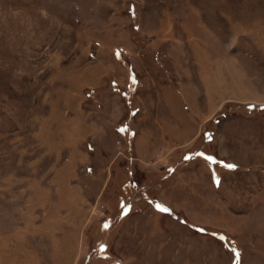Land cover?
Masks as SVG:
<instances>
[{"label":"rangeland","instance_id":"374dc122","mask_svg":"<svg viewBox=\"0 0 264 264\" xmlns=\"http://www.w3.org/2000/svg\"><path fill=\"white\" fill-rule=\"evenodd\" d=\"M0 264H264V0H0Z\"/></svg>","mask_w":264,"mask_h":264},{"label":"crops","instance_id":"0c3cea01","mask_svg":"<svg viewBox=\"0 0 264 264\" xmlns=\"http://www.w3.org/2000/svg\"><path fill=\"white\" fill-rule=\"evenodd\" d=\"M171 97H172V101H176V98H174L173 95H171ZM179 119L182 120L181 117ZM190 125H192V124L191 123H188V127H190ZM160 129L163 130L162 131L163 135L161 134V138L164 139V140H166L165 139V136H164V133H166V131H167L168 140L171 141L172 140V134H173L171 127L170 126L168 127V125H166V127H165V125L163 124V125L160 126ZM190 139H191V137H188V140H190ZM188 140H187V142H188ZM135 145H136V147H135L134 150H136L137 156H139V157L142 156V154L145 151L155 150V148H154L155 146L154 145L153 146L150 145V138H149V135L147 133H144L143 135H139L138 138H137V142H136ZM197 160H199V159H197ZM201 162L202 163H205V165H206V162H203L202 160H201ZM195 168L197 169V167H195ZM180 169L177 170L180 173L174 175V177H173V179H172V181H171L170 184H168L166 182V180H165L163 182V184H162L161 187H162V189L164 187L163 191L166 192V196H167V193L173 195L174 197H175V195H178L179 194L178 203H176L175 205H173V204H171V205H172V208L173 209H176L178 207H181V210H183L184 209L183 208L184 206L182 207L181 205H184V203H185V200L184 199H186L188 201V198H189V196L188 195H185V194L186 193L187 194H190L192 192V191L189 190V187L195 190V188L199 184H203L204 178L202 176H200L199 173L197 171H195V170H191V169L189 170V169H186V168H183V167H181ZM196 192L197 191H195L194 193H196ZM180 193L183 194L185 196V198H182L181 199L180 198ZM191 198H193V197H191V195H190V199ZM155 199L156 198H154V200ZM182 202H184V203H182ZM187 205H188V203H187ZM177 212L179 213L178 210H177Z\"/></svg>","mask_w":264,"mask_h":264},{"label":"trees","instance_id":"16d2710c","mask_svg":"<svg viewBox=\"0 0 264 264\" xmlns=\"http://www.w3.org/2000/svg\"><path fill=\"white\" fill-rule=\"evenodd\" d=\"M122 128H124L125 130H127V128H128V126L127 125H124V124H120L119 126H118V129H119V131L121 132V131H123V129ZM130 130V129H129ZM131 131V130H130ZM202 158H203V156H202ZM207 160H209V159H206V155H205V162H207ZM209 162V161H208ZM213 162H214V160H213ZM210 164H212L211 162H210ZM218 165H220V164H218ZM223 166V165H222ZM122 203V202H121ZM130 202H127V206H129L128 204H129Z\"/></svg>","mask_w":264,"mask_h":264},{"label":"snow or ice","instance_id":"6c2138e0","mask_svg":"<svg viewBox=\"0 0 264 264\" xmlns=\"http://www.w3.org/2000/svg\"><path fill=\"white\" fill-rule=\"evenodd\" d=\"M228 167H230V168H232V167H235V165H228ZM157 208L158 209H161V210H163V211H167V209L166 208H163V206L162 205H157Z\"/></svg>","mask_w":264,"mask_h":264}]
</instances>
